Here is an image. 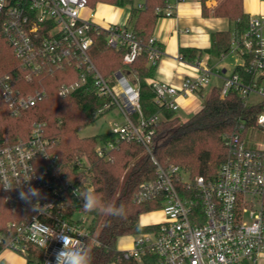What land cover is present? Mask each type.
I'll list each match as a JSON object with an SVG mask.
<instances>
[{
    "label": "built area",
    "instance_id": "obj_1",
    "mask_svg": "<svg viewBox=\"0 0 264 264\" xmlns=\"http://www.w3.org/2000/svg\"><path fill=\"white\" fill-rule=\"evenodd\" d=\"M183 1L165 0L164 7L156 8L159 18L173 17L175 7ZM137 6L143 7V0ZM93 8L87 0H0V28L28 70L27 79L31 73L76 69L78 77L60 84L58 95L85 87L108 97L104 108L113 106L123 116L122 122H114L108 132L117 142L141 144L156 164L155 179L142 183L133 199H159L164 219L153 223L156 226L152 230L133 235L131 248L121 250L118 260L132 259L139 264H255L264 250V147L249 148L239 133L232 134L228 141L231 154L216 177L209 180L191 178L175 165L160 166L152 147L162 115L144 116L137 79L131 81L122 70L108 78L102 76L88 52L92 43L89 30L104 28L109 46L124 47V64L134 60L142 45L126 23L101 26ZM146 48L149 63L158 64L162 51L153 35ZM230 50L239 57L243 74L223 76L220 97L235 90L244 104L253 103L249 101L252 95L264 99V14L248 17L247 29L239 35L233 33ZM192 63L198 74L184 78L179 87L150 82L157 105L176 111L179 96L199 92L210 84L216 72L200 61ZM5 79L0 77V82ZM45 96L44 89L18 97L7 88L2 92L15 117ZM44 125L32 123L25 139L0 138V202L13 213L0 230V264H5L3 252L9 250L25 258L31 246L41 251V264H56V253L64 246L65 237H71L73 243L96 242L90 237V220L81 210L69 213L81 187L59 156L50 151ZM255 126L264 130V111L257 115ZM116 146L112 140H102L95 152L109 158ZM77 166L85 172L89 164L82 157ZM22 191L27 194L25 198H21Z\"/></svg>",
    "mask_w": 264,
    "mask_h": 264
},
{
    "label": "trees",
    "instance_id": "obj_2",
    "mask_svg": "<svg viewBox=\"0 0 264 264\" xmlns=\"http://www.w3.org/2000/svg\"><path fill=\"white\" fill-rule=\"evenodd\" d=\"M88 5L108 3L117 7L129 6L130 14L126 22L142 49L129 64L123 63L126 53L124 47L117 49L107 44L108 32L104 28H91L89 34L92 43L89 55L103 77L108 78L117 70H122L131 81L139 86V102L144 116L160 113L162 120L155 128L152 155L162 167L178 166L191 178L202 176L214 179L220 165L230 156L229 138L239 133L244 139L248 131L254 128L257 115L264 111V99L244 104L235 90H230L224 98L220 97V86H213L205 104L187 120L180 122L176 111L160 107L154 102L155 91L150 82L154 79L157 63H149L147 44L153 34V28L159 14L156 8L165 6V0H87ZM206 1L200 0L203 16H208ZM212 16L225 18L233 23V30H221L214 34L216 52L219 56L230 51L232 35L241 34L248 27V15L242 8V0H219L213 8ZM200 50L181 47L179 56L189 63L196 60ZM232 72L243 74L236 65ZM28 70L14 55L6 36L0 28V138L18 140L27 138L34 122H44V132L50 142V151L55 152L71 178L81 187V192L94 189L105 201L115 205H124L123 216H106L100 212L86 211L81 199L74 200L69 213L80 209L90 220V237L87 246L91 251L92 264H139L132 259L118 260L121 250L116 243L119 237L136 235L155 228V224H141L140 216L160 208L159 199L136 202L134 193L146 181L155 179L156 164L151 155L135 141H116L107 132L98 135L80 137L77 131L91 123L113 106L104 108L109 98L99 96L85 87L67 94L58 95V87L78 77L77 70L67 67L55 70L52 74H33L27 79ZM7 88L12 95L26 96L44 89L46 96L33 106L21 110L15 117L8 103L3 100L2 92ZM256 127V126H255ZM112 140L117 145L104 158L95 152L98 142ZM85 157L89 167L87 171L78 170L77 161ZM80 179V181H78ZM264 207V195L262 197ZM11 209L0 202V230L12 219ZM25 264H41L42 253L31 246L25 254Z\"/></svg>",
    "mask_w": 264,
    "mask_h": 264
},
{
    "label": "crops",
    "instance_id": "obj_3",
    "mask_svg": "<svg viewBox=\"0 0 264 264\" xmlns=\"http://www.w3.org/2000/svg\"><path fill=\"white\" fill-rule=\"evenodd\" d=\"M210 2H213V4H210ZM206 5L211 9L216 6L214 0L207 1ZM95 8H100L98 14H95V20L100 23L101 26H107L108 24L116 22L124 24L127 22L130 14V8L128 6L117 7L108 3H98ZM124 8H127L126 12ZM242 8L248 17L264 14V0H242ZM117 10H119V12L115 20H105L107 13H117ZM231 23L232 22L225 18L214 17L212 14L203 16L200 0H184L175 7V15L173 17L158 18L153 28L152 35L160 45L162 55L158 62L153 80L179 87L184 78L196 76L198 70L194 64L178 58L179 48L189 47L200 50V54L195 61H200L202 64L211 67L214 73H216L211 75L210 84L213 86H220L222 77L232 73L234 67L240 62L237 56L238 62L234 65L231 72H228L225 68L212 62L214 53L217 54L214 34L221 30H233V28H230ZM217 56L220 57L218 54ZM209 85L199 92L187 96H179L177 99L179 107L176 111L189 112L191 108L198 107V99L203 96L205 89L209 87ZM130 236L133 237V235ZM121 239L122 236L117 240V249L124 250L131 248L132 240L127 247H120L119 243ZM10 255H12L10 256L11 258L19 259V256L13 252H10ZM20 259L23 261V264L26 263L24 257L22 258L20 256ZM255 264H264V250L259 253Z\"/></svg>",
    "mask_w": 264,
    "mask_h": 264
},
{
    "label": "rangeland",
    "instance_id": "obj_4",
    "mask_svg": "<svg viewBox=\"0 0 264 264\" xmlns=\"http://www.w3.org/2000/svg\"><path fill=\"white\" fill-rule=\"evenodd\" d=\"M209 1V0H207ZM206 1V2H207ZM213 4V2H210V4ZM215 5L219 3V0H214ZM129 7V6H128ZM206 11L208 15L212 14L213 8H209L206 5ZM100 8H93L94 13L98 14ZM125 12L127 8H124ZM119 10H117V13L113 14H108L105 18V20L108 19H114L117 18ZM230 28H233V24H230ZM238 57L235 52L229 51L228 53L221 55L220 57L217 56L216 53H214L212 62L218 64L220 67L225 68L228 72H231L234 65L238 62L237 61ZM213 85L210 84L209 87H207L203 93V96L200 97L199 100V105L198 107L191 108L189 112H182V111H176V115L179 119L180 122L187 120L192 114L197 112L204 104L206 101V98L209 94V91L211 90V87ZM258 100V96L252 95L251 99L249 100L250 102H254ZM123 120V116L120 114L119 110L117 108H113L111 110L106 111L102 115L98 116L95 118L91 123L81 127L78 131L77 134L80 137H88V136H94L101 134L103 132H107L110 130L112 124L114 122L121 123ZM245 145L249 148H263L264 147V130L259 129L254 126L253 129L248 131L244 138ZM164 219V214L161 208L145 213L140 217V221L143 224H153V223H158ZM132 240V236L127 235V236H122L121 242L119 243L120 247H127L128 244H130V241ZM10 252L12 251H5L1 254V257H3L4 261L6 262L5 264H23V261H21L19 254L13 252L17 256H19V259L11 258ZM23 258V256H21Z\"/></svg>",
    "mask_w": 264,
    "mask_h": 264
},
{
    "label": "clouds",
    "instance_id": "obj_5",
    "mask_svg": "<svg viewBox=\"0 0 264 264\" xmlns=\"http://www.w3.org/2000/svg\"><path fill=\"white\" fill-rule=\"evenodd\" d=\"M36 193L35 189L29 190ZM21 198L26 197L25 192L20 193ZM75 195L83 201V208L86 211L100 212L106 216H123L124 205H115L105 201L103 196L94 189H86L84 192L76 191ZM91 251L83 241L72 242L71 237H65L64 246L56 253V264H92Z\"/></svg>",
    "mask_w": 264,
    "mask_h": 264
}]
</instances>
